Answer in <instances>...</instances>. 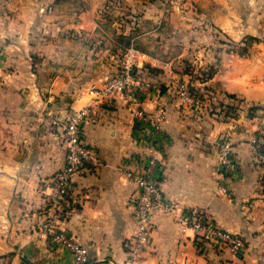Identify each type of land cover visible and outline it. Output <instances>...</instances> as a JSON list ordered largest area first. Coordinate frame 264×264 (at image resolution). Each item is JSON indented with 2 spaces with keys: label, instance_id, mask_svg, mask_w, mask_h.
<instances>
[{
  "label": "crops",
  "instance_id": "crops-1",
  "mask_svg": "<svg viewBox=\"0 0 264 264\" xmlns=\"http://www.w3.org/2000/svg\"><path fill=\"white\" fill-rule=\"evenodd\" d=\"M110 1L0 0V264H72L39 227L48 180L65 161L63 124L84 107L82 139L95 161L73 178L63 228L87 249L88 264H128L136 186L125 172L150 155L176 210L154 213L139 264H264V157L251 145L264 131V0ZM127 13L139 14L138 22L103 24ZM126 35L146 56L137 64L141 106L149 115L165 111L161 130L135 120L121 97L89 93L116 73ZM247 38L253 41L242 55L222 44ZM211 66L209 80L195 81L212 95L204 96V112L180 105L177 84ZM221 102L232 117L220 119ZM225 133L238 167L222 177L217 141ZM191 211L241 235L243 251L233 255L197 239L178 222Z\"/></svg>",
  "mask_w": 264,
  "mask_h": 264
},
{
  "label": "built area",
  "instance_id": "built-area-1",
  "mask_svg": "<svg viewBox=\"0 0 264 264\" xmlns=\"http://www.w3.org/2000/svg\"><path fill=\"white\" fill-rule=\"evenodd\" d=\"M146 56L141 54L133 42L122 51L119 66L114 75L109 77L102 87L91 86L89 93L94 100L113 99L121 97L129 109L131 116L138 121L160 129L165 121V111L160 108L155 114L149 115L141 106L145 87L140 84L134 73V67L142 62ZM199 74V73H198ZM197 79L189 76L188 81H181L176 86V99L180 105L188 106L201 114L203 91L195 86ZM220 119L224 120L233 115L220 112ZM88 118V108L73 110L62 127V142L65 149L63 167L49 180L45 188L48 198L44 222L39 231L51 243L72 256V264H88L87 249L78 243L63 228V222L72 209L73 178L84 169L94 164L93 151L83 142V128ZM254 155L257 159L264 157V131L251 139ZM217 161L219 175L226 177L237 170L238 164L234 158L231 136L223 134L217 141ZM137 170H127L126 176L136 186L132 196L135 233L128 245V264H139L147 253L152 237L154 213L171 214L175 212V204L165 199L158 179L159 161L155 155H150ZM224 190V189H223ZM178 222L185 228H190L197 239L202 242H211L220 250H226L233 255H239L244 248L241 235L231 233L219 227L208 215L203 212L191 211L181 213Z\"/></svg>",
  "mask_w": 264,
  "mask_h": 264
},
{
  "label": "trees",
  "instance_id": "trees-1",
  "mask_svg": "<svg viewBox=\"0 0 264 264\" xmlns=\"http://www.w3.org/2000/svg\"><path fill=\"white\" fill-rule=\"evenodd\" d=\"M110 3H111V1L109 2V4ZM109 4H108V6H109ZM248 41H253V39L247 38L240 45L239 44L238 45L233 44L227 40L222 41V44L227 47L228 51H236L242 55V54H245V52L247 51L246 43ZM216 64H218V61ZM215 68L216 67L211 66L205 70L200 71L196 77L197 81L205 82V81L209 80L213 76V74L215 73V70H216ZM133 73L137 78H139V73H141V72H140V69L138 67H134ZM198 91H201V90H198ZM203 93L208 94L209 97H212L211 93L206 89L203 90ZM228 97H232V96H228ZM219 105H220V107L223 108V110H221L220 112H224L225 115H230V114L233 115V113H235V111L233 109H231L228 105L224 104L223 102H221ZM253 110H254V107L249 108V111H253ZM228 111H231V112L229 113ZM21 264H30V263L26 259L23 258Z\"/></svg>",
  "mask_w": 264,
  "mask_h": 264
},
{
  "label": "rangeland",
  "instance_id": "rangeland-1",
  "mask_svg": "<svg viewBox=\"0 0 264 264\" xmlns=\"http://www.w3.org/2000/svg\"><path fill=\"white\" fill-rule=\"evenodd\" d=\"M139 1H145V0H139ZM146 1H148V0H146ZM120 2V1H119ZM118 1H115V0H111V4H110V7L111 6H118V3H119ZM135 3H138V5H136V6H140L141 4H140V2H135ZM127 7H129V8H132V7H136V6H134V4H132V3H130V5L129 4H127L126 5ZM127 14H129V13H127ZM127 14H124V15H122V16H119V15H117V16H113V15H111L105 22H103V24L104 25H108L109 23H111V22H120V24H122V25H129V23H137L138 22V15L139 14H129V15H127ZM130 39V36H128V35H126V36H124L123 37V40H122V43H121V45L119 46V49L121 50V51H124V49H126L127 47H129L130 46V44L132 43V41L131 40H129ZM133 46L138 50L139 49V47H138V45L136 44V43H133ZM142 47H145V44H142L141 45ZM199 73V72H198Z\"/></svg>",
  "mask_w": 264,
  "mask_h": 264
}]
</instances>
